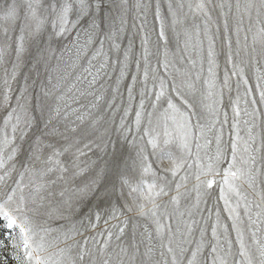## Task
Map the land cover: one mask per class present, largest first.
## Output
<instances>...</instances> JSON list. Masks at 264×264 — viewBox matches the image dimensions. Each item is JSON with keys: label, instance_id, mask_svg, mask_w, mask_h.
<instances>
[{"label": "snow or ice", "instance_id": "obj_1", "mask_svg": "<svg viewBox=\"0 0 264 264\" xmlns=\"http://www.w3.org/2000/svg\"><path fill=\"white\" fill-rule=\"evenodd\" d=\"M0 264H264V0H0Z\"/></svg>", "mask_w": 264, "mask_h": 264}, {"label": "rangeland", "instance_id": "obj_2", "mask_svg": "<svg viewBox=\"0 0 264 264\" xmlns=\"http://www.w3.org/2000/svg\"><path fill=\"white\" fill-rule=\"evenodd\" d=\"M221 64H222V58H221ZM125 97H126V94H125Z\"/></svg>", "mask_w": 264, "mask_h": 264}]
</instances>
